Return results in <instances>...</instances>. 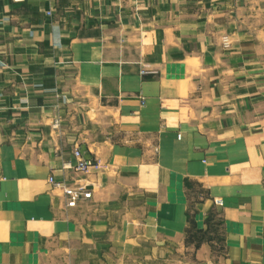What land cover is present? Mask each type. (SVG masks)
<instances>
[{"label":"crops","instance_id":"0c3cea01","mask_svg":"<svg viewBox=\"0 0 264 264\" xmlns=\"http://www.w3.org/2000/svg\"><path fill=\"white\" fill-rule=\"evenodd\" d=\"M0 264H264V0H0Z\"/></svg>","mask_w":264,"mask_h":264},{"label":"built area","instance_id":"2783aa9c","mask_svg":"<svg viewBox=\"0 0 264 264\" xmlns=\"http://www.w3.org/2000/svg\"><path fill=\"white\" fill-rule=\"evenodd\" d=\"M14 2H23L25 0H13ZM47 14L51 16L53 14L52 11H48ZM223 44L225 47L230 46L229 37H223ZM152 71L145 67L143 73H151ZM55 127L59 126V122L56 121L54 124ZM75 156L78 159V162L75 166L68 165L67 168L74 169L79 173H88L92 167H96V165L91 160H85L82 157L81 152L77 149L75 151ZM50 182L54 185V187L62 190L68 207H76L80 202L84 200H88L92 197V190L88 188V185L84 183H78L75 185H69L65 181H56L54 177H50ZM216 203L218 205H222L220 200H217Z\"/></svg>","mask_w":264,"mask_h":264},{"label":"water","instance_id":"95a60500","mask_svg":"<svg viewBox=\"0 0 264 264\" xmlns=\"http://www.w3.org/2000/svg\"><path fill=\"white\" fill-rule=\"evenodd\" d=\"M81 153L84 157L85 160H92V156L87 152V147L86 146H83L81 148Z\"/></svg>","mask_w":264,"mask_h":264}]
</instances>
